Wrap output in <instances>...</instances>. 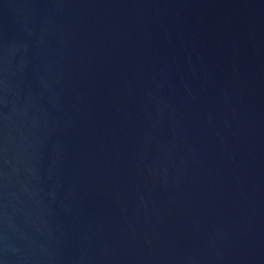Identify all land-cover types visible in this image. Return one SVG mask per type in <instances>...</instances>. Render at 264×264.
<instances>
[{"label":"water","instance_id":"obj_1","mask_svg":"<svg viewBox=\"0 0 264 264\" xmlns=\"http://www.w3.org/2000/svg\"><path fill=\"white\" fill-rule=\"evenodd\" d=\"M0 264H264V0H0Z\"/></svg>","mask_w":264,"mask_h":264}]
</instances>
